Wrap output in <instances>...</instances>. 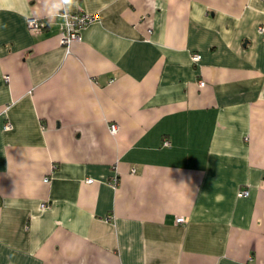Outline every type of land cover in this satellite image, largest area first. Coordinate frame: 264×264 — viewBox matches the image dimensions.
<instances>
[{
	"label": "crops",
	"instance_id": "obj_1",
	"mask_svg": "<svg viewBox=\"0 0 264 264\" xmlns=\"http://www.w3.org/2000/svg\"><path fill=\"white\" fill-rule=\"evenodd\" d=\"M78 4L0 0V264H264V0Z\"/></svg>",
	"mask_w": 264,
	"mask_h": 264
},
{
	"label": "built area",
	"instance_id": "obj_2",
	"mask_svg": "<svg viewBox=\"0 0 264 264\" xmlns=\"http://www.w3.org/2000/svg\"><path fill=\"white\" fill-rule=\"evenodd\" d=\"M98 20V15L96 13H75L70 14L67 18V21L65 20V24L63 25V30L61 33V39L60 42L63 45L69 46L73 41L80 38V30L82 27L95 22ZM46 22L44 20L38 19L37 17H30L28 19V27L32 31H39L42 28L46 27ZM67 24V26H66ZM262 30V28H260ZM193 61H199L201 59V55L199 53H194L192 55ZM6 79H8V76H6ZM200 85L204 86L205 81H200ZM6 129L11 128V124L7 123L5 125ZM118 124L117 123H111L110 124V130L113 134H115L118 131ZM170 142L168 139L164 140V145H169ZM93 179L88 178L87 182L91 183ZM117 180H115L114 183H116ZM239 195L241 196H248L249 190L243 189L240 191ZM42 206H45V203L42 204ZM177 223H184L186 222V218L183 216H179L176 219Z\"/></svg>",
	"mask_w": 264,
	"mask_h": 264
},
{
	"label": "clouds",
	"instance_id": "obj_3",
	"mask_svg": "<svg viewBox=\"0 0 264 264\" xmlns=\"http://www.w3.org/2000/svg\"><path fill=\"white\" fill-rule=\"evenodd\" d=\"M43 6L50 16L62 14L67 21L72 9L78 7L79 4L78 0H43Z\"/></svg>",
	"mask_w": 264,
	"mask_h": 264
}]
</instances>
